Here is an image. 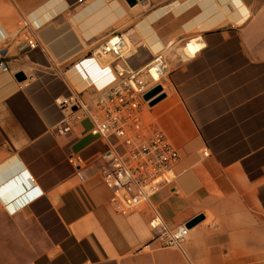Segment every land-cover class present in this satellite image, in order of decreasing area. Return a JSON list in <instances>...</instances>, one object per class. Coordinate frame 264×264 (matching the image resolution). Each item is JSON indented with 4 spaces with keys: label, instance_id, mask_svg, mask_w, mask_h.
Masks as SVG:
<instances>
[{
    "label": "crops",
    "instance_id": "obj_1",
    "mask_svg": "<svg viewBox=\"0 0 264 264\" xmlns=\"http://www.w3.org/2000/svg\"><path fill=\"white\" fill-rule=\"evenodd\" d=\"M115 32L126 67L166 61L148 114L180 156L172 185L122 211L91 123L55 132L57 95L114 84L92 51ZM0 49V264H264V0H0ZM198 214L178 246L149 226Z\"/></svg>",
    "mask_w": 264,
    "mask_h": 264
},
{
    "label": "built area",
    "instance_id": "obj_2",
    "mask_svg": "<svg viewBox=\"0 0 264 264\" xmlns=\"http://www.w3.org/2000/svg\"><path fill=\"white\" fill-rule=\"evenodd\" d=\"M24 45L34 48L37 42L30 36ZM125 47L124 34L115 32L92 51L94 56L111 58L116 76L114 84L96 97L85 101L78 92H71L54 98L62 112L55 126L58 135L69 134L76 123L86 119L91 123L87 132L105 142L99 158L106 165L99 169V174L111 189L109 202L116 211L138 207L162 186L172 185L180 157L177 148L156 128L148 114L149 100L143 99V94L155 85H160L166 93L162 78L167 63L161 54H156L146 64L130 69L124 65ZM0 68L7 70L1 49ZM67 161L77 167L84 164L79 154H70ZM39 193L36 189L29 198ZM149 226L157 231L163 246H178L189 231L185 224L168 226L158 217L152 218Z\"/></svg>",
    "mask_w": 264,
    "mask_h": 264
},
{
    "label": "water",
    "instance_id": "obj_3",
    "mask_svg": "<svg viewBox=\"0 0 264 264\" xmlns=\"http://www.w3.org/2000/svg\"><path fill=\"white\" fill-rule=\"evenodd\" d=\"M127 2V4L129 6H133L135 4H137L139 1L141 0H125ZM15 77L18 81H22L24 79H26V75L23 72H17L15 74ZM165 93L162 92V87L160 85H155L153 87H151L150 89H148L144 94H143V99L144 100H149V105L152 106L155 103H157L158 101H160L161 99H163L165 97ZM203 219V215L202 214H198L197 216H195L194 218H192L191 220H189L186 223L187 227H191L193 225H195L196 223H198L199 221H201Z\"/></svg>",
    "mask_w": 264,
    "mask_h": 264
}]
</instances>
